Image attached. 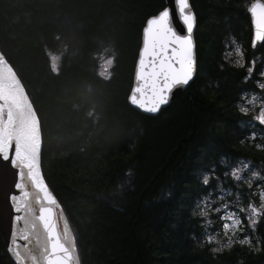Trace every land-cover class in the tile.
Listing matches in <instances>:
<instances>
[{
	"label": "trees",
	"instance_id": "trees-1",
	"mask_svg": "<svg viewBox=\"0 0 264 264\" xmlns=\"http://www.w3.org/2000/svg\"><path fill=\"white\" fill-rule=\"evenodd\" d=\"M190 3L195 78L148 116L127 97L142 28L164 0H0V53L36 112L41 172L67 217L80 264H264V219L256 229L259 251L235 244L213 252L192 214L193 200L217 177L236 189L223 175L224 161L249 160L264 176V147L243 141L238 128L246 118L234 104L251 84L245 68L221 58L223 36L239 34L245 19L250 29L247 14L234 17L232 0ZM237 37L247 60L263 54L264 43L250 48L249 30ZM58 49L55 72L48 53ZM103 53L113 58L107 77L96 71ZM205 172L212 174L207 186ZM0 264H15L1 235Z\"/></svg>",
	"mask_w": 264,
	"mask_h": 264
},
{
	"label": "snow or ice",
	"instance_id": "snow-or-ice-1",
	"mask_svg": "<svg viewBox=\"0 0 264 264\" xmlns=\"http://www.w3.org/2000/svg\"><path fill=\"white\" fill-rule=\"evenodd\" d=\"M175 15L178 17L181 29H177L173 23V14L169 7H164L157 14L149 16L142 29V46L139 49L138 59L135 68V84L128 95V102L139 109L149 112H158L163 105L169 102L174 89L189 85L196 74V55L193 40V29L196 23L195 14L190 6V0H174ZM253 21L254 33L252 45L256 46L257 41H264V2L254 0L248 9ZM237 59L236 63L243 62V52L241 47L233 39ZM233 51H227L224 59L229 60ZM255 61L253 60L247 69L248 75L245 80L251 78L254 71ZM264 76V71L260 73ZM257 86L264 89V82L257 81ZM247 96L242 91L241 97ZM255 92L248 96L243 102H238L239 111L248 113L247 105L258 103ZM260 106L254 116L259 125H264V102H259ZM251 125V121L247 122ZM248 135L255 137L256 133L250 132ZM259 147V145H258ZM223 162V158H222ZM213 169L216 165L212 166ZM248 164L244 163L243 168ZM243 168L234 166L231 175L234 179H241ZM252 177L258 176L256 171L252 172ZM202 182L205 186L209 184V174L204 173ZM251 183V181H249ZM14 189L20 190L19 195L10 194L12 212L11 217V240L8 251L14 258L16 264H72L75 247L73 237L69 229L60 231L56 216L54 214V204L57 203L53 194L46 186L41 193L39 190L33 197L25 186L22 190L19 183L14 184ZM39 187V186H37ZM211 191V189H207ZM208 196L199 203H204ZM261 205L257 207L252 202L247 205L248 224L255 230L258 220L264 210V188L260 190ZM211 207V205H209ZM220 208L227 209V205L213 207V211L220 212ZM240 211H245L241 208ZM194 216L197 215L193 209ZM199 216L203 217L202 223L210 224L208 212L203 207L199 209ZM222 221L220 227L224 230L227 240L221 243L214 234L206 235L205 239L211 243L215 241L219 248H212L213 252L223 248H229L235 242L230 233L241 230L242 218L233 210L227 209L220 214ZM230 221V222H229ZM20 241H24L23 244ZM238 243L248 245L255 251L260 250L261 240L256 239L255 245L249 235L245 234L238 238Z\"/></svg>",
	"mask_w": 264,
	"mask_h": 264
},
{
	"label": "rangeland",
	"instance_id": "rangeland-1",
	"mask_svg": "<svg viewBox=\"0 0 264 264\" xmlns=\"http://www.w3.org/2000/svg\"><path fill=\"white\" fill-rule=\"evenodd\" d=\"M252 0H232L233 5L236 8V11L234 12V17H237L241 13L247 14L246 7L249 4V2ZM227 2V0H226ZM245 12V13H244ZM248 17V15L246 16ZM249 22V21H248ZM242 27L240 28V33L236 34L232 31L234 35H225L223 36V44H222V51H221V58L224 61V63L227 65V62L230 64L228 66H235V67H244L245 68V76L248 75L247 69L250 66L251 62L255 61V67L254 71L251 74V78L247 80L252 85V90L247 91V96L241 97V99L237 100L234 104V107L239 111L238 102H243L248 98V96H251L253 92L256 93L258 101L264 102V89L259 88L257 86V81L264 82V76H261L260 73L264 71V52L263 54H257L254 55L253 58H250L247 60V53L245 52V47H243L241 40L237 37L246 38V34L248 32L249 26L247 23V19L245 21H241ZM233 39L236 41V44H238L243 52V62L242 63H236L235 61L239 59L236 57L235 52L233 51L234 45L232 44ZM264 43V42H263ZM106 47V46H105ZM103 47L102 50L105 48ZM254 50V49H253ZM227 51H233L232 57L229 58L232 62H229L228 60L224 59V55ZM61 50H54L49 52L50 62L52 64V70L57 72L59 68V61L61 58ZM113 64V59L110 56V53H103L101 54L98 62H96V71L99 75L103 77H107L110 68ZM244 76V81L245 80ZM4 94V93H3ZM256 103L255 105L249 104L247 107L249 108L248 113H242L245 116V120H241L238 124V128L240 131H242V140L249 143L250 145H253L254 147H264V125H259L257 121H255L254 116L257 114V110L260 106V103ZM240 112V111H239ZM241 113V112H240ZM8 115V118H7ZM7 118V120H6ZM10 116H9V110L7 107V103L4 101L0 104V127H5L8 123V126H10ZM251 121V125H249L247 122ZM4 125V126H3ZM255 132L256 136L252 137L248 135L250 132ZM230 133L233 135V137L236 136V134L233 132V130L230 131ZM247 163L248 167L243 168V164ZM224 166L226 167L225 171L223 172V175H229L231 181L236 184V189L231 188L229 184H224V179L216 178V181L214 182L215 187L211 189V191H207L205 194L196 197L193 200L192 203V213L193 209L196 210L201 223L204 219L203 217L199 216V209L203 207L205 211L208 212V218L211 220L210 224L205 225L204 227V237L206 235H212L214 234L221 243L225 242L228 237L225 236L224 230L220 227L222 221L220 220V214L224 213L227 209L233 210L237 215H239L242 218V224L239 226L241 230H238L237 232L230 233L233 240L235 241L233 245L238 244V238L242 237L243 235L247 234L250 236V238L253 241V245H255L256 239L259 238L256 229L258 223L264 219V210H262V214L260 216V219L257 222L255 230L249 227L248 224V211H247V205L249 202H252L254 205L259 207L262 203L260 199V190L264 188V176L262 174V171L258 168L257 165H254L253 162L243 159V158H237L233 161H224ZM234 166H239L243 168L241 172V179L237 180L234 179L231 175V169ZM256 171L258 173V176L252 177V172ZM209 177L212 175L209 173ZM251 181V183H249ZM228 188H227V187ZM239 186L245 187V192L242 194L240 190L237 188ZM208 196L209 199L205 201L204 203H199V201L204 200V197ZM227 205V209L220 208V212L213 211V207H219L220 205ZM211 205V207H209ZM241 208H244L245 211H240ZM230 222V221H229ZM208 242V241H207ZM212 248H219L220 245L216 243L215 241L211 242ZM231 246V247H232ZM248 246V245H247ZM230 248V247H229ZM229 248H223L229 249Z\"/></svg>",
	"mask_w": 264,
	"mask_h": 264
},
{
	"label": "water",
	"instance_id": "water-1",
	"mask_svg": "<svg viewBox=\"0 0 264 264\" xmlns=\"http://www.w3.org/2000/svg\"><path fill=\"white\" fill-rule=\"evenodd\" d=\"M167 7L170 8L173 14V23L174 26L177 29H181L182 25L180 24L178 17L175 15V3L174 0H165ZM254 2L252 0L249 2V4L246 7V12L248 15V20L250 24V37H249V46L251 48H255L252 45V40H253V33H254V26H253V21H252V16L249 12V8L251 4ZM261 2H264V0H261ZM190 6L192 8V5L190 3ZM193 10V8H192ZM195 28H196V23L194 25L193 29V40H194V33H195ZM264 41H257V44H261ZM142 46V43H141ZM194 46H195V55H196V45L194 41ZM137 63V62H136ZM135 68L136 64L134 67V73H133V84L132 87L135 84ZM0 82L4 84L8 89L15 91L18 94L20 103L18 106H15L11 103L8 104V106L11 108V114L13 118V123L10 129V134L9 137L13 140L14 143H16V146H19L23 150H25L28 154H32V157L35 159V164L36 168L33 170H28L17 158L14 156L12 153V150L8 149L5 147V145L0 141V179L6 183V185L10 188L9 192H0V200L6 201L7 206H8V213H7V232L6 234L4 233V244L6 247V250L12 260L15 262L14 258L11 256V254L8 251V246L11 240V217L14 215L12 212V202L10 199V194H16L19 195L20 190L14 189V184L19 183L21 185L22 190L24 187H27V190L29 193L33 194L34 197L37 194V191L39 190L41 193L45 189V184L42 180V177L40 175V172L38 170V164H39V152L41 149V134H40V127L37 125V141H34L32 139H28L26 137V134L24 132V129L21 127L22 121L26 118H29L30 115H35L36 112L34 110L33 105L31 104L30 100L28 99L26 95V91L19 79V77L16 75V73L10 69V67L4 62L1 53H0ZM191 82V81H190ZM190 84V83H189ZM187 86L184 87H178L173 90L170 100L174 97L179 95L183 90H185ZM130 93V92H129ZM168 102V103H169ZM167 103V104H168ZM164 106V105H163ZM162 106V107H163ZM136 107V106H134ZM161 107V109H162ZM139 109L138 107H136ZM160 109V110H161ZM141 110V109H139ZM160 110L156 113H149L146 111H143L145 113H148L152 116L158 115ZM39 186V187H37ZM47 188V187H46ZM47 190L52 194V192L47 188ZM69 229V228H68ZM69 232L71 236L73 237V234L71 230L69 229ZM20 243H24V241H20ZM73 243L75 247V242H74V237H73ZM73 261L74 264H80L78 258L76 257V247H75V252L73 253ZM16 264V262H15Z\"/></svg>",
	"mask_w": 264,
	"mask_h": 264
},
{
	"label": "bare ground",
	"instance_id": "bare-ground-1",
	"mask_svg": "<svg viewBox=\"0 0 264 264\" xmlns=\"http://www.w3.org/2000/svg\"><path fill=\"white\" fill-rule=\"evenodd\" d=\"M164 4L165 6L164 7H167V4H166V1L164 0ZM143 29V28H142ZM141 43H142V31H141V38H140V46H139V49L141 47ZM139 49H138V53H137V58H136V62H137V59H138V54H139ZM4 62L10 67V69L13 70V68L10 66V64L5 60L4 56L1 54ZM62 56V55H61ZM112 58V57H111ZM113 59V58H112ZM48 60L50 62V57H49V53H48ZM135 62V64H136ZM50 65L52 66L51 62H50ZM59 65H60V61H59ZM58 65V66H59ZM113 65V64H112ZM53 67V66H52ZM112 67V66H111ZM135 67V65H134ZM111 69V68H110ZM14 71V70H13ZM15 72V71H14ZM134 73V72H133ZM196 75V74H195ZM195 78V77H194ZM194 80V79H193ZM132 84H133V78H132ZM131 88H132V85H131ZM187 89V88H186ZM185 89V90H186ZM131 90V89H130ZM183 90L179 95L177 96H174L170 102L166 105H164L162 107L165 108L167 107L174 99L176 98H179L181 96V94L185 91ZM130 92V91H129ZM4 93V94H3ZM28 99L30 100L28 94L26 93ZM129 95V94H128ZM6 102L7 103V107H8V110H9V116H10V120H9V124L10 126H8V123L5 127H0V141L5 145L6 148L12 150V153L14 154V156H16V158L28 169V170H33L36 168V164H35V159L32 157V154H28L25 150H23L22 148H20L19 146H16V143L13 142V140L9 137V134H10V129H11V126H12V122H13V119H12V114H11V108L8 106L9 103L13 104V105H16L18 106L19 105V97H18V94L15 92V91H12L10 89H8L5 85H3L2 83H0V104L2 102ZM31 102V100H30ZM127 102H128V97H127ZM32 104V102H31ZM129 106L132 107L133 109H135L136 111H138L139 113L141 114H145V115H148V116H152L148 113H145L139 109H137L136 107H134L133 105H131L129 102H128ZM37 125L39 126L38 124V121H37V117L36 115H30L29 118H26L22 121V124H21V127L24 129V132L26 134V137L28 139H32L34 141H37ZM4 126V125H3ZM40 155H41V149H40V152H39V164H38V170L40 172V175L42 177V180L45 184V186L49 189L47 183L45 182L44 178H43V175H42V172H41V159H40ZM10 188L6 185V183L4 181H2L0 179V192H9ZM50 190V189H49ZM31 194V193H30ZM33 197L34 195L31 194ZM54 214L56 216V219H57V223H58V228L60 231H63L65 229H68V226H67V223H66V220L63 216V211L61 210L60 206L58 203H55L54 205ZM7 213H8V206H7V203L6 201H2L0 200V235H1V238L3 240V243H4V233L6 234L7 232V225H6V222H7ZM2 231L4 233H2ZM22 244V243H21ZM5 245V244H4ZM8 253V252H7ZM73 257H74V254H73ZM76 257L78 258V254H77V250H76ZM79 260V259H78ZM72 264H74L73 260H72Z\"/></svg>",
	"mask_w": 264,
	"mask_h": 264
},
{
	"label": "flooded vegetation",
	"instance_id": "flooded-vegetation-1",
	"mask_svg": "<svg viewBox=\"0 0 264 264\" xmlns=\"http://www.w3.org/2000/svg\"><path fill=\"white\" fill-rule=\"evenodd\" d=\"M249 90H252V86L250 85V89ZM247 92V91H246Z\"/></svg>",
	"mask_w": 264,
	"mask_h": 264
}]
</instances>
